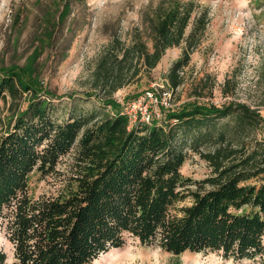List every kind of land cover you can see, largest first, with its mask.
<instances>
[{
  "label": "trees",
  "instance_id": "16d2710c",
  "mask_svg": "<svg viewBox=\"0 0 264 264\" xmlns=\"http://www.w3.org/2000/svg\"><path fill=\"white\" fill-rule=\"evenodd\" d=\"M193 10L188 4L161 12L151 47L138 41L101 57L93 86L105 91L110 113L65 107L31 62L0 67V98L10 110L0 116V226L15 264H93L127 236L175 255L264 260V139L233 143L261 114L244 103L189 101L161 106L150 121L141 112L133 120L112 96L133 81L137 72L125 73V65L134 58L150 70L168 48L183 39L191 45L205 27L197 20L186 38ZM189 60L186 52L172 66L171 88L181 85L179 71ZM229 118L236 128L221 122ZM207 144L217 146L201 151ZM188 149L209 161L212 175L182 172ZM34 171L58 179V193L32 196ZM6 261L0 249V264Z\"/></svg>",
  "mask_w": 264,
  "mask_h": 264
},
{
  "label": "rangeland",
  "instance_id": "374dc122",
  "mask_svg": "<svg viewBox=\"0 0 264 264\" xmlns=\"http://www.w3.org/2000/svg\"><path fill=\"white\" fill-rule=\"evenodd\" d=\"M188 4L194 10L186 38L197 20L199 28L205 23L204 29L197 31L190 46L183 39L168 48L153 69L137 58L127 63L125 73L137 74L113 98L130 116L138 115L140 108L160 116L161 106L177 108L189 101L217 106L244 103L263 120L238 133L233 143L264 139V0H0V67L31 62L41 85L62 96L57 101H63L65 107L110 113L111 108L102 103L105 91L93 86L101 57L112 47L120 51L138 41L151 47L160 13ZM186 52L190 60L179 71L182 83L173 89L168 75ZM136 95L137 100L125 99ZM9 114V103L0 98V116ZM228 120L236 128L234 119L221 122ZM216 146L207 144L201 151H213ZM187 153L182 167L186 176L203 179L212 175V166L200 152L188 149ZM29 183L34 197L57 194L62 185L37 171ZM119 248L93 264H264L259 258L234 261L215 253L175 255L142 245L131 236ZM0 249L7 254L6 264H15L14 246L4 226H0Z\"/></svg>",
  "mask_w": 264,
  "mask_h": 264
},
{
  "label": "built area",
  "instance_id": "2783aa9c",
  "mask_svg": "<svg viewBox=\"0 0 264 264\" xmlns=\"http://www.w3.org/2000/svg\"><path fill=\"white\" fill-rule=\"evenodd\" d=\"M153 94V92H149V96L151 95V96H153L152 95ZM141 109V113H142V118L145 120V121H150V119L152 118V114L151 113H149V112H147V108H144V109H142V108H140ZM131 117H134L135 119L137 118V113H135V114H133V115H131Z\"/></svg>",
  "mask_w": 264,
  "mask_h": 264
},
{
  "label": "bare ground",
  "instance_id": "6f19581e",
  "mask_svg": "<svg viewBox=\"0 0 264 264\" xmlns=\"http://www.w3.org/2000/svg\"><path fill=\"white\" fill-rule=\"evenodd\" d=\"M118 249H120V248H113V249H111L110 251L101 254V256H100L98 259H96L94 262H97V261L100 260V258H102L103 256H105V255H107V254H110L112 251H114V250H118Z\"/></svg>",
  "mask_w": 264,
  "mask_h": 264
}]
</instances>
